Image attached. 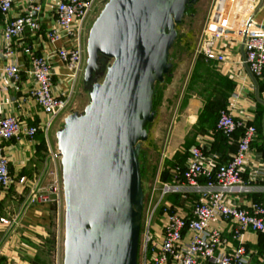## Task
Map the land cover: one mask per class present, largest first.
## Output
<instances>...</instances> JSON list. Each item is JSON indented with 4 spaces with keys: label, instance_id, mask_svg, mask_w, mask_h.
<instances>
[{
    "label": "built area",
    "instance_id": "2783aa9c",
    "mask_svg": "<svg viewBox=\"0 0 264 264\" xmlns=\"http://www.w3.org/2000/svg\"><path fill=\"white\" fill-rule=\"evenodd\" d=\"M239 1L216 0L202 28L196 53L216 64L224 63L226 54L218 47L217 39L232 36L241 41L243 62L251 76L260 77L264 74V28L253 20L257 0H243L242 12L232 22L228 23L223 13L229 2L228 14L233 15L232 8ZM44 5L38 0H0V225L5 226L11 225V220L2 214L1 201L13 182L11 158L5 143L15 140L19 145L25 144L30 155L34 154L37 133L47 136L55 117L69 105L68 92L55 90L51 55L66 66L74 81L82 78L85 67L84 37L94 8L93 0H54L50 7ZM215 15L218 19L213 21ZM45 19L48 27L40 37L54 45L50 52L29 41L30 37L34 40ZM17 55L27 59L29 67L23 68L15 60ZM23 73L31 79L24 91ZM3 80L8 82L13 94L2 86ZM238 98L239 93L234 92L216 120V130L228 139H235L229 158L218 161L210 139L207 143L200 141L189 147L182 169L179 166L169 169L173 181L156 178L143 194L138 244L140 264H247L249 253L240 232L248 229L264 232V204L255 200L237 203L251 190L245 182V172L249 168L251 144L257 137L253 122L237 117L230 109ZM28 100L38 106L43 120L29 123L26 113H20ZM49 152L50 157L59 158L57 150ZM43 166L51 176L50 182L40 183L37 175L32 180L25 175L17 179L22 187H28V203L48 205L54 200L52 193L60 198L59 172L55 167L50 168L47 159ZM262 171V167L254 169L248 179L259 178ZM170 195L179 201L169 199ZM191 196L195 198L190 200ZM223 224L236 225L231 236L236 244L224 235Z\"/></svg>",
    "mask_w": 264,
    "mask_h": 264
},
{
    "label": "water",
    "instance_id": "95a60500",
    "mask_svg": "<svg viewBox=\"0 0 264 264\" xmlns=\"http://www.w3.org/2000/svg\"><path fill=\"white\" fill-rule=\"evenodd\" d=\"M197 0H107L90 26L89 101L56 132L64 202L63 264H137L143 188L138 159L153 93L171 68L175 26ZM264 28V25H260ZM111 59L101 82L99 58Z\"/></svg>",
    "mask_w": 264,
    "mask_h": 264
},
{
    "label": "crops",
    "instance_id": "0c3cea01",
    "mask_svg": "<svg viewBox=\"0 0 264 264\" xmlns=\"http://www.w3.org/2000/svg\"><path fill=\"white\" fill-rule=\"evenodd\" d=\"M38 1L45 4L44 6L46 8L48 6L50 7L51 4H54V0H50L51 3H49V0ZM100 1L103 0H93L94 6L96 4L98 5ZM217 19L218 16L215 15L213 21ZM253 20L259 25H264V0H257V6L253 12ZM47 27L48 21L45 19L41 23L40 29L34 40L30 37L29 41H31L37 48L50 52L54 48V45L42 40V37H40ZM217 43L218 47L220 49L222 48L226 54V62L220 64L213 62L212 67L219 73V75L227 77L233 85L230 84L226 88L227 93L230 94L229 96L226 94V107L231 101V95L234 92H238L239 98L236 99V105L230 108L231 111L237 117L248 118L252 122L255 121V125L258 127V136L251 144V152L248 159L249 168L246 169L245 172V182L251 187V190L248 193L243 194L239 200H237V203L246 204L251 200H255L261 201L264 204V74L260 77L251 76L243 62L244 53L241 41L232 36H221L217 39ZM51 57L55 71V90H66L70 96V100L72 99L73 102L76 93L79 91V79L74 81L70 77V72L66 66L62 64L55 55H51ZM15 60L21 64L23 68L29 67L28 60L23 56L17 55ZM30 80L29 75L23 73V91L30 84ZM1 84L2 86H6L5 88L13 94V90L8 87V82L3 80ZM188 101L189 105L194 108L195 115L192 117L193 120L189 126L185 127V125L181 124L180 126H177V128L174 127V140L177 143L176 146L179 147L175 149L174 152L182 149L185 141L192 146L200 141L207 143L210 139L209 143L212 142V146L213 142L216 141L214 149H211L216 155V159L222 161L227 160L230 154L234 151L235 139L229 138L226 144V142L219 140L217 136L213 137L210 127L214 125V122H197V115L201 112L203 107V99L201 100L199 97L197 98L194 96ZM261 108L262 110L260 113L259 109ZM20 113H26V118L29 123L43 120V115L40 109L32 100L26 102ZM66 115L67 113L65 111L59 123L56 125L53 138L50 137V131H48L47 136H43L47 152L42 157H40L39 153L41 151V149L39 150V137H36V152L32 155H30V150L27 149L25 144L19 145L15 140L5 143L8 154L11 158L13 182L10 188L2 196L1 212H3L2 214L5 216L13 215L16 219L12 226L0 225V264H30V262H27V259L22 255V249L25 250L28 248L26 242L30 239L33 240L35 244H38L37 242L39 240L41 241V239L45 238L46 233H37V235H35V233H31L27 230L29 226L34 229H42L51 225V221L54 219L55 230L57 231L56 222L59 224L58 216L61 209V194L59 198V195L52 193L54 200L48 205H43L41 203H28V194H26L27 196L23 195L26 187H22L18 184L17 179L21 175L34 179L37 175V177H40V183L43 182L46 184L50 182L51 176L44 170L43 166V161L45 159L49 162L50 168L53 169V167H55L61 177L60 157H50L49 151L57 150L55 135L62 126ZM261 167L263 168V171L259 178L252 180L248 179V175L253 174L254 169H259ZM51 205H55V208L52 209ZM11 207H13V214H10L9 212ZM221 228L223 229L224 235L236 244L237 241L232 240L231 238L233 232L237 229L236 225L223 224L221 225ZM240 233L242 242L249 253L247 264H264V232H254L248 229ZM55 234L57 235V233Z\"/></svg>",
    "mask_w": 264,
    "mask_h": 264
},
{
    "label": "rangeland",
    "instance_id": "374dc122",
    "mask_svg": "<svg viewBox=\"0 0 264 264\" xmlns=\"http://www.w3.org/2000/svg\"><path fill=\"white\" fill-rule=\"evenodd\" d=\"M107 0L100 1L99 4L95 5L91 15L88 19L86 31H85V56L86 61L87 52H86V41L88 32L91 24L94 19L99 14L104 3ZM230 1V0H229ZM243 0L239 1V5H234L233 15L228 14L230 10L229 2L227 7L224 10V16L226 21L232 22L231 20L235 15L241 13V9L244 7ZM216 3V0H197L194 4L187 7L183 15L182 21L175 26L177 35L174 40L172 47L169 50V61L171 63V68L167 74L164 75V79L161 82L155 84L153 99H154V117L153 120L146 124L145 129L147 131V139L140 142L139 149V163H140V173L143 193H147L152 183L156 178L160 179V173L166 164V160L170 159L173 155L175 149L179 148L177 143L174 140L173 129L174 127L180 126L181 124L185 127L189 126L195 115V110L189 105V99L196 96L201 97L197 92L201 90L205 85V75L202 73L203 68H199L200 77L202 79H194L196 74L195 61L198 58L199 54L196 53L197 43L202 31V28L210 15V11L213 5ZM231 9V11H232ZM228 14V18H227ZM112 62L111 59L104 57L99 58L100 71L93 77V82H101L106 67ZM81 76L79 78V91L76 93L75 98L70 100L69 105L66 109L60 111L55 117L52 126H50V137L53 138L56 125L59 123L64 112L70 113L72 111H82L85 105L89 101V87L84 88ZM192 83V88L188 89V85ZM82 85V86H81ZM196 92V93H194ZM192 93V94H191ZM197 94V95H196ZM73 103V104H72ZM71 108V109H70ZM61 128V127H60ZM56 141V139H55ZM46 148L41 150L40 154H45ZM29 178V177H28ZM29 180H32L30 177ZM15 193V191H14ZM28 194V187L25 188L23 195ZM13 196V193H12ZM15 196V195H14ZM27 196V195H26ZM174 198L173 195L169 196V199ZM61 209L59 213V224L56 222L54 226L34 229L33 227H28L27 230L31 233H46L45 238L48 233H53L54 230L57 235L56 241L52 242V236L48 235L49 240L41 239L37 243V247L33 240L26 242L28 248L25 250L22 249V255L27 262H30L28 258L34 253H38L40 259L42 260L41 264H63V233H64V202H63V193H61ZM16 207V206H15ZM12 208V209H11ZM9 209L10 214H13V207ZM3 213V212H2ZM11 220V226L15 223V217L6 215ZM54 221V219H53ZM28 224V222H27ZM20 229V228H19ZM19 231V230H18ZM17 232V231H16ZM39 238V237H38ZM138 262L139 254H138ZM31 264V263H30Z\"/></svg>",
    "mask_w": 264,
    "mask_h": 264
},
{
    "label": "trees",
    "instance_id": "16d2710c",
    "mask_svg": "<svg viewBox=\"0 0 264 264\" xmlns=\"http://www.w3.org/2000/svg\"><path fill=\"white\" fill-rule=\"evenodd\" d=\"M212 63H213L212 61L207 60L201 54H199L198 58L195 61V67L197 69V71H196L197 75H194L193 78L194 79L196 78L198 80L202 79L200 77V74H198L199 68L204 69V71L202 73H204L205 78H206L205 79L206 85L201 90H199L197 92L201 97H203V107H202L201 112H199V114L197 115V122H200V121H208L211 123L214 122V125L212 127H210L213 137L217 136L219 140L224 141L227 144L228 137L225 136L222 132L216 130V120H217V116H218L219 111L226 107V103H227V100L225 101L226 94L228 96L230 95L227 93L226 88L230 84L232 85V83L227 77H223V76L219 75V73L217 71H215V69L212 67ZM214 79H216V80H214ZM156 83H158V82H156ZM188 86H189L188 89L192 88V83H190ZM194 93H196V92H194ZM153 105H154V99H153ZM259 110L261 113L262 108ZM253 124L255 125V121H253ZM255 127L257 129V136H258V127H257V125H255ZM43 136L44 135L41 132L37 133V137H39V140H40L39 150L45 149ZM215 142H213L212 150L214 149ZM189 147H190V144L185 141L184 145L182 146V149L175 151L171 157V160L170 159L166 160V164L160 173V179H161L160 181H173L174 180L173 174L170 172L169 169L172 168L173 166H179L181 169L183 168L184 162L189 155V153H188ZM42 156H43V154H40V157H42ZM218 161H222V160L218 159ZM141 176H142V174H141ZM194 198H195L194 196H191L190 200H193ZM170 199L175 201V202L179 201L178 197L177 198L176 197H174V198L170 197ZM51 207L53 209V208H55V205L54 206L51 205ZM53 226H54V221L52 220L51 221V227H53ZM52 232L53 233H48L47 237L44 238V240H49L50 237L48 235H51L52 236V242H55L56 241V237H55L56 232L54 230ZM35 245H36V247L38 246L37 244H35ZM27 258L29 259L31 264H41L42 263V260L40 259L38 253H36V254L34 253L32 256L27 257Z\"/></svg>",
    "mask_w": 264,
    "mask_h": 264
}]
</instances>
